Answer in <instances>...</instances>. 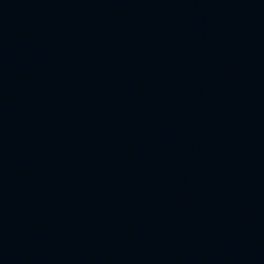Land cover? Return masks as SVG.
<instances>
[{
	"label": "water",
	"instance_id": "water-1",
	"mask_svg": "<svg viewBox=\"0 0 264 264\" xmlns=\"http://www.w3.org/2000/svg\"><path fill=\"white\" fill-rule=\"evenodd\" d=\"M0 264H264V0L1 8Z\"/></svg>",
	"mask_w": 264,
	"mask_h": 264
}]
</instances>
